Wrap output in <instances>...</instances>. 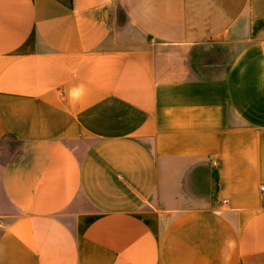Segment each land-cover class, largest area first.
<instances>
[{
  "label": "crops",
  "instance_id": "1",
  "mask_svg": "<svg viewBox=\"0 0 264 264\" xmlns=\"http://www.w3.org/2000/svg\"><path fill=\"white\" fill-rule=\"evenodd\" d=\"M264 0H0V264H264Z\"/></svg>",
  "mask_w": 264,
  "mask_h": 264
},
{
  "label": "built area",
  "instance_id": "2",
  "mask_svg": "<svg viewBox=\"0 0 264 264\" xmlns=\"http://www.w3.org/2000/svg\"><path fill=\"white\" fill-rule=\"evenodd\" d=\"M260 190H262V192H264V187L261 186ZM2 224L1 220H0V225Z\"/></svg>",
  "mask_w": 264,
  "mask_h": 264
}]
</instances>
